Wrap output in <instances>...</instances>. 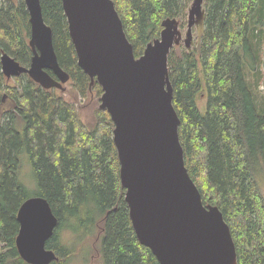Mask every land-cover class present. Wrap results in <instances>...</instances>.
<instances>
[{
    "label": "trees",
    "instance_id": "obj_1",
    "mask_svg": "<svg viewBox=\"0 0 264 264\" xmlns=\"http://www.w3.org/2000/svg\"><path fill=\"white\" fill-rule=\"evenodd\" d=\"M111 1L136 59L159 38L164 21L176 19L182 26L193 2ZM39 3L69 81L63 92L43 90L27 75L7 80L0 66V264H27L16 248L17 213L30 197L20 182L22 153L36 182L34 197L45 199L58 220L46 242L57 258L51 264H67L76 253L61 240L63 231L82 233V239L94 232L104 264H159L129 219L114 125L99 109L102 89L77 65L61 0ZM203 11L192 48L175 47L168 56L184 165L203 205L222 213L237 264H264V196L258 180L264 171V116L247 83L257 56L249 36L255 25L260 35L263 31L262 7L260 0H204ZM29 38L23 0H0V57L7 54L29 67ZM88 111L92 119L85 122Z\"/></svg>",
    "mask_w": 264,
    "mask_h": 264
},
{
    "label": "water",
    "instance_id": "obj_2",
    "mask_svg": "<svg viewBox=\"0 0 264 264\" xmlns=\"http://www.w3.org/2000/svg\"><path fill=\"white\" fill-rule=\"evenodd\" d=\"M29 16L32 56L21 67L0 57L7 80L27 75L43 90L64 91L69 81L58 65L52 32L39 0H23ZM77 65L91 85L102 88L100 110L114 125L113 143L129 219L141 245L159 264H237L230 229L215 206H204L184 165L179 119L172 105L168 55L183 43L192 48V28L203 20L204 0L188 10L185 38L176 19L162 23L159 39L136 59L111 0H61ZM16 248L27 264H51L57 258L46 242L58 225L47 201L28 197L17 213Z\"/></svg>",
    "mask_w": 264,
    "mask_h": 264
},
{
    "label": "rangeland",
    "instance_id": "obj_3",
    "mask_svg": "<svg viewBox=\"0 0 264 264\" xmlns=\"http://www.w3.org/2000/svg\"><path fill=\"white\" fill-rule=\"evenodd\" d=\"M9 1L10 3H12L15 2L16 0H9ZM260 3H261L262 11L259 12V17L263 18L264 20V0H260ZM187 20H188V13L184 18L183 25L182 26L179 25V31L181 32L183 39L185 38L186 35ZM259 28L260 25H255L252 31V36L251 34L249 36L252 48L256 49L257 56H256V63L253 66L256 72L255 74L251 73L250 75H248L247 83L250 86L252 95L256 98V102H255L256 107L260 109L259 111H262L260 113L264 116V27L261 35L259 34L260 33ZM199 30H200V23L197 21L192 28V42H194L196 36H198ZM176 47L182 52L185 51L183 43L179 44ZM174 48L175 47H173L172 50H174ZM248 71L249 69L247 67L246 72ZM51 90H57V89H51ZM92 97L94 96L92 95ZM197 102L199 106H202L204 103L202 99L198 100ZM82 117L85 122H89L92 119L91 112L90 111L85 112ZM19 158H20V166H21L20 182L23 185V187L26 189L28 196L30 197L35 196L37 194V186L32 174L28 157L26 156V154L22 153L20 154ZM261 167L263 168L262 165ZM258 180L260 183L261 192L264 196V171L259 173ZM95 236L96 234L94 232H91L85 238L82 239L83 237L82 233H70L68 231H63L60 234L61 240L66 245L68 244L72 245L76 249L75 255L70 259V261H68L67 264H104L101 251L100 249L97 248L98 243L96 244L95 242Z\"/></svg>",
    "mask_w": 264,
    "mask_h": 264
}]
</instances>
